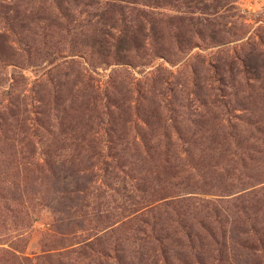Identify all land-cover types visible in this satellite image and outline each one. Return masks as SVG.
<instances>
[{
  "label": "rangeland",
  "instance_id": "obj_1",
  "mask_svg": "<svg viewBox=\"0 0 264 264\" xmlns=\"http://www.w3.org/2000/svg\"><path fill=\"white\" fill-rule=\"evenodd\" d=\"M200 1L0 0V264H264V0Z\"/></svg>",
  "mask_w": 264,
  "mask_h": 264
},
{
  "label": "trees",
  "instance_id": "obj_2",
  "mask_svg": "<svg viewBox=\"0 0 264 264\" xmlns=\"http://www.w3.org/2000/svg\"><path fill=\"white\" fill-rule=\"evenodd\" d=\"M114 1L115 2L119 1L121 3V6H115L116 8L119 7V10L121 11L123 9L131 10L133 9L131 8L132 7L131 5H134V6L138 5V0H114ZM185 1H186L185 4L188 8V2H190V0H185ZM106 2L107 3H105V6H103V8H106L108 7V5H110L109 0H106ZM199 3L203 5V8H198L197 10L200 9V10H204L205 12H207L208 6L204 5L206 3V0H201ZM95 9L99 11L100 7L99 8L95 7ZM109 9L111 10L110 7ZM185 12L190 13V11H185ZM102 32L105 33V31H102ZM29 145H27V147ZM72 151H73L72 159L74 158L82 159L80 161V164H74L71 162L70 166L67 167L66 164L63 162L58 163L54 161L53 158H51V155L49 156L50 159L48 161L46 159V165L48 167V172L51 173V175L54 177V178L52 177L53 179H57L61 181V178L59 175L60 172H69V173H66V176L63 178V180L68 181L66 188L59 190V192L63 194V197L61 199H65L66 202L61 201L59 209H58V211L63 212L67 215L72 213L74 209H76V211H82L84 209L82 204L84 201H86L87 196H81V195H85L88 191H90V187L91 188L93 187L92 186L93 179L90 176L84 175L86 171L89 170V164L86 162L89 161V159L93 158V152H92V149L90 148V145L88 146V148H86L80 144H75L74 146L72 145ZM37 170L38 172H41V173L44 172L42 168H38ZM107 218H109V215L106 216V219ZM100 219L102 218L100 217ZM82 246H83L82 247L83 252L85 253V255H87L89 250L94 251V249L96 250L99 246H101V244L99 242V239H93L91 241H84Z\"/></svg>",
  "mask_w": 264,
  "mask_h": 264
}]
</instances>
